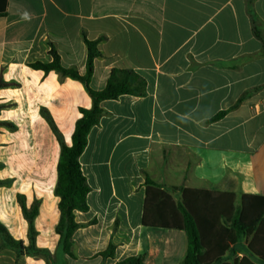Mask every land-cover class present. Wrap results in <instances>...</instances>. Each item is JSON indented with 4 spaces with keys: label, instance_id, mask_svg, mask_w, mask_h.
Instances as JSON below:
<instances>
[{
    "label": "crops",
    "instance_id": "obj_1",
    "mask_svg": "<svg viewBox=\"0 0 264 264\" xmlns=\"http://www.w3.org/2000/svg\"><path fill=\"white\" fill-rule=\"evenodd\" d=\"M85 39L101 53L93 89L126 69L145 80L146 94L101 102L80 156L90 192L88 210L75 211L69 257L56 232L61 145L41 109L71 146L92 99L80 81L31 64L50 63L54 48L64 67L84 75ZM0 78V122L14 126H0V224L28 245L18 197L27 208L39 201L36 245L55 256L52 264H182L186 232L142 223L148 179L176 201L182 188L233 193L237 202L264 196V0H7ZM250 241L235 246L238 258ZM0 264L47 262L18 255L0 237Z\"/></svg>",
    "mask_w": 264,
    "mask_h": 264
},
{
    "label": "trees",
    "instance_id": "obj_2",
    "mask_svg": "<svg viewBox=\"0 0 264 264\" xmlns=\"http://www.w3.org/2000/svg\"><path fill=\"white\" fill-rule=\"evenodd\" d=\"M6 14L7 0H0V17ZM85 43L87 62L84 75L79 74L75 68L64 67L54 48L50 51L53 58L50 63L31 64V67L46 73L55 71L61 79L72 78L80 81L92 99L90 108H80L81 117L75 124L71 146L66 145L50 112L46 108L41 109V115L48 122L61 145L57 166L58 180L55 187V195L60 198L61 217L56 232L60 237L59 250L69 257H74L73 235L79 228V224L75 221V211L88 210L87 195L90 192L81 169L80 156L87 147L90 131L99 124L103 115L101 102L117 99L122 95L142 97L146 94L145 80L135 71L126 69H113L106 86L101 90L93 89L91 80L94 62L101 53L98 49V41L85 39ZM2 86L4 83L0 78V88ZM1 125L14 128L10 123L0 122ZM180 191L181 200L176 201L168 189L148 179L142 223L144 226L172 228L186 232L188 248L182 264H259L254 258L264 263V196L243 194L237 202V196L233 193L189 188H182ZM18 199L29 224V244L25 245L23 241L14 239L0 224L2 245L20 256L43 258L47 264H52L55 256L36 245L35 219L39 212V201H35L31 208H27L25 198L19 196ZM248 238H251L250 252L238 258L235 246L241 240ZM113 252L114 246L111 245L101 255L111 256ZM141 263L140 257H131L118 264Z\"/></svg>",
    "mask_w": 264,
    "mask_h": 264
}]
</instances>
